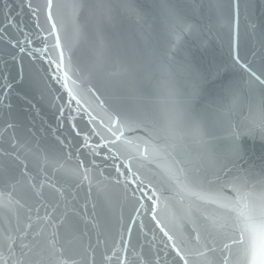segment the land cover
Here are the masks:
<instances>
[{
    "label": "water",
    "instance_id": "water-1",
    "mask_svg": "<svg viewBox=\"0 0 264 264\" xmlns=\"http://www.w3.org/2000/svg\"><path fill=\"white\" fill-rule=\"evenodd\" d=\"M87 2L94 5L99 0ZM107 2L128 4L135 10L119 8L113 13L111 22H101L99 15L91 9L76 14L71 9H65L60 21L61 41L71 58V70L66 68L65 71L77 81L78 88L74 94H77L83 109L97 116V123L105 118L107 111L118 109L139 119L142 127L151 130L162 123L165 110L175 109L181 115V127L187 133L178 150L192 154L198 150L196 137L191 134L196 122L210 128L214 136L219 137L213 141L216 149L227 148L229 124L246 131L249 104L259 103L260 98L264 97V86L249 82L248 76L234 66L232 52L238 51L258 75L264 71V0H250L251 7L247 11L241 3L235 33L218 18L213 7L218 0H171L181 10L182 16L196 25L192 33L183 32L177 25L175 31L180 35L178 42L172 29L154 7L160 0ZM7 3L12 7L4 9L0 2V26L6 23L4 13L7 11L10 17L31 31L33 46L42 48V41L35 39L37 31L33 27L34 20L23 12L17 16L20 12L18 0H7ZM138 12H147V20H139ZM39 22L43 27H48L43 15ZM19 38L23 39L22 36ZM48 43H52L51 38ZM14 55L16 59H13ZM35 55L39 56L38 53ZM60 75L54 68L50 70L43 59L17 55V50L0 42V84L5 82L6 77L12 85L0 104V127L4 120L16 124V136L24 145L21 151L33 163L45 156L57 161L58 170L53 180L68 194L69 207L81 210L86 205L87 215L91 217L95 214L96 227L81 221L79 228L84 233V243L90 241L95 244L98 237L106 240V245L97 249L98 264L100 252L105 247L116 246L121 233L129 238L128 227L132 228L131 246L137 250L142 248L149 255L158 252L160 264H175L174 253L164 248L162 241L166 238L155 227L150 216L135 212L138 207L136 198L141 194L134 184H128L127 189L124 187V177L119 176L113 166L119 161L105 160L103 155L89 156L87 149H81L79 159L84 160L85 166L90 169L89 181L81 182L82 177L77 175V171L82 172L83 169H78L77 149L82 137L77 136L76 132L88 131V125L83 109L73 111L80 105L72 101L69 107L67 90L53 79V76ZM89 87L95 90V95L87 90ZM234 95L239 97V103L229 111ZM4 96V90L0 88V97ZM224 113L228 114L226 119ZM253 115L257 113L253 112ZM73 116L75 120L71 119ZM126 135L136 141L138 137H145L146 132L137 130ZM241 144L248 164L255 165L258 170L264 164V141L260 140L259 132L255 139L242 136ZM121 147L122 151H127L128 146ZM92 160H95V164L91 163ZM213 163L210 157L204 158L203 165L207 172L214 170ZM137 167L144 176L157 185L161 184L160 170L154 164L141 160L134 162V170ZM121 168L127 175L126 170ZM118 179L121 183L116 182ZM132 190H136V196L132 195ZM20 197L36 206L35 200L25 189L19 190L17 198ZM3 203V196H0V229L16 224L14 214H5ZM187 203L189 200H182L175 190H166L157 209L158 218L166 229L185 237H189L190 225L183 223L180 216L182 205ZM204 210L210 215L221 211L214 205H207ZM40 214L43 215V210ZM133 217L138 219L133 222ZM243 251L241 247H233L234 262L241 261Z\"/></svg>",
    "mask_w": 264,
    "mask_h": 264
},
{
    "label": "snow or ice",
    "instance_id": "snow-or-ice-1",
    "mask_svg": "<svg viewBox=\"0 0 264 264\" xmlns=\"http://www.w3.org/2000/svg\"><path fill=\"white\" fill-rule=\"evenodd\" d=\"M0 2L4 9L12 7L7 0ZM241 3L245 11L251 7L250 0H218L213 5L218 18L233 33ZM18 6L20 12L17 16L23 12L34 20L33 27L37 31L35 39L41 40L43 47H34L31 31L27 26H21L14 17H10L7 11L4 13L6 23L0 26V42L17 50V55L25 54L33 59H43L50 70L54 68L60 72L61 75L53 76V79L67 90L69 107L75 101L80 108L73 111H80L83 106L77 94H74L78 88L77 81L65 71L66 68L71 70V58L61 41L62 12L71 9L76 14L91 9L99 15L101 22H111L113 13L119 8L135 9L128 4H113L107 0H99L94 5L88 4L87 0H18ZM154 7L172 29L177 42L180 39L175 31L177 25L183 32L195 31L196 25L182 16L181 10L171 0H160ZM41 15L47 21V28L39 22ZM148 15L147 12H138L137 18L146 21ZM251 27L254 28L255 25ZM49 38L52 39L51 44L48 43ZM233 48L235 49V44ZM37 53L39 56L35 55ZM13 59H16V55ZM232 60L234 66L248 76L249 82L264 86V71L258 75L238 51L232 52ZM11 87L5 77V82L0 84L5 93L4 97H0V104ZM87 90L95 95L93 88L89 87ZM238 103L239 97L234 95L229 111ZM83 111L88 131L76 132L77 136L82 137L80 148L77 149L78 169H83L82 172L77 171V175L82 177L81 182L90 179V169L85 166L84 160L79 159L81 149H87L89 156L103 155L105 160L119 161V164L113 166L118 175L124 177V187L127 189L128 184H134L141 194L136 198L138 207L135 212L150 216L155 227L166 238L162 241L164 248L174 253L175 264H241V261L242 264H264V164L258 170L255 165L248 164L241 144L242 136L255 139L257 131L260 140L264 141V97L260 98L258 104H249L250 116L246 118V131L228 125L226 139L229 143L226 149H216L213 141L219 137L214 136L210 128L196 122L191 128V134L196 137V154L178 150L187 133L181 127V115L175 109L165 110L162 123L151 130L142 127L139 119L118 109L107 111L105 118L100 119L99 123L97 116L91 111ZM253 112L257 115L254 116ZM227 115L223 114L225 119ZM71 119L75 120L76 117ZM16 127L10 120H4L0 127V196H3L5 214L12 213L16 218L15 226L0 229V264H98L97 249L106 245V240L98 237L95 244L90 241L84 243V233L79 228L81 221L85 224L92 223L96 227L95 214L89 217L86 205L81 210L69 207L68 194L53 180L58 170L57 161L45 156L33 163L21 151L24 145L16 136ZM75 127L73 124V128ZM137 130L145 131L146 136L134 141L126 135ZM121 146H128L127 151H122ZM205 157H210L214 162L211 173L203 165ZM141 160L154 164L160 170V185L144 176L139 167L134 170V162ZM91 163L95 164V160ZM59 167L62 168L63 165ZM129 176L132 177L131 180ZM116 182L121 183L119 179ZM20 189H25L30 198L35 200V207L28 204L24 197L17 198ZM136 190H132L133 196H136ZM166 190H175L182 200H189V203L182 205L180 216L183 223L190 225L189 237L167 230L158 218L157 209ZM10 204L13 205L12 208L9 207ZM207 205H214L221 211L215 215L207 214L204 210ZM41 210L43 215L40 214ZM136 219L138 217H133V222ZM140 228L143 231V221ZM131 231L132 228L128 227L129 238L121 233L116 246L105 247L100 252L99 264H160L158 252L149 255L142 248L137 250L131 246ZM234 246L244 250L241 261L233 260Z\"/></svg>",
    "mask_w": 264,
    "mask_h": 264
}]
</instances>
